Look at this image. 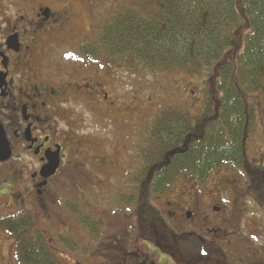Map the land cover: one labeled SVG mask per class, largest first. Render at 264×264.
<instances>
[{"label":"flooded vegetation","instance_id":"obj_1","mask_svg":"<svg viewBox=\"0 0 264 264\" xmlns=\"http://www.w3.org/2000/svg\"><path fill=\"white\" fill-rule=\"evenodd\" d=\"M54 1L0 0V131L4 133V137H0V149L4 155L0 160V221L9 217L24 218L27 228L14 238L39 239L46 252L61 263L63 260L65 264H85L88 258L98 257V246H93L98 238L92 237L89 228L82 224L81 215H94L98 223V211L93 214L70 209L75 220L68 216L74 226L73 230L66 228L75 231L80 240H86L95 250L94 253L74 238L71 243L65 236L56 238L49 225L56 223L52 218L51 187L59 180L73 185L96 186L99 179L110 182L115 175L126 170L124 185L131 181L136 162L134 118L126 114L124 108L114 106L106 89L111 84L114 92H117L113 84L116 69L121 68L130 76L132 73L128 59L97 61L78 54V45L86 40V35L83 31L77 32V26L83 8L87 13L85 18L91 24L93 15L87 7L92 0ZM98 2L100 5L104 3L103 0ZM56 5L59 7L55 10ZM67 37L70 39L66 40ZM117 60L125 65L115 68L112 64ZM103 62L106 65L101 64ZM205 99L206 90L198 114L204 111ZM98 117L102 120L100 126ZM262 117L261 110H258L257 133L253 135L255 137L245 139L240 169L222 168L209 177L217 175L224 179H219L224 181L222 188L208 196L210 200L223 204L221 208H214L215 215L221 216L217 219L206 215L202 209L205 203L195 197L193 206L189 204L184 209L175 204L169 213L178 228L198 229L197 226H201L214 237L211 240L201 235L200 239L215 243L216 235L223 230L227 232L224 227L230 222L231 213L223 209L225 205L220 197L222 193L229 194V187L233 188L229 182L238 181V194L246 207L252 201L264 206ZM106 137H116L113 152L116 151L118 166H115L111 149L106 152ZM56 158L59 160L56 173L46 176L44 169ZM125 190L124 187L112 192L110 198L114 200L117 194L125 193ZM169 206L174 204L169 203ZM109 212L117 216L122 214L127 220L130 217L118 209ZM6 213L10 214L6 216ZM39 222L51 229V235L40 227ZM186 222L193 224L187 227L184 225ZM101 223L103 225L102 220ZM238 225L237 231L227 232L235 240L229 238L227 245H224L223 251L229 260L223 264H264V210L245 209ZM244 231L246 236L240 240L245 244L243 247L241 244L237 246L235 242ZM126 233L127 237L117 236L119 246L115 253L103 254L104 258L116 264H167L139 249L137 260L132 258L135 254L131 250L134 240L129 231ZM61 239L65 241L59 243ZM0 264H12L8 252L5 256L0 255Z\"/></svg>","mask_w":264,"mask_h":264},{"label":"trees","instance_id":"obj_2","mask_svg":"<svg viewBox=\"0 0 264 264\" xmlns=\"http://www.w3.org/2000/svg\"><path fill=\"white\" fill-rule=\"evenodd\" d=\"M77 52L97 61L126 58L151 73L176 69L206 76L203 112L192 115L181 107L165 106L137 134L139 163L135 162L125 193L117 194L113 202L125 214L133 212L137 242L178 258L177 264L229 260L223 249L198 238L188 246L172 227L178 226L174 221L170 226L153 201L172 190L180 178L205 184L214 172L243 165L245 139L257 133L255 103H264V0H150L147 7L121 5L92 27ZM16 219L21 218L1 220L0 234L19 236L27 223ZM81 221L92 237L101 238L99 218L97 223L84 214ZM138 254L132 258L137 260ZM16 262L62 264L39 239L31 238L17 242Z\"/></svg>","mask_w":264,"mask_h":264},{"label":"rangeland","instance_id":"obj_3","mask_svg":"<svg viewBox=\"0 0 264 264\" xmlns=\"http://www.w3.org/2000/svg\"><path fill=\"white\" fill-rule=\"evenodd\" d=\"M56 1H58L57 3L64 2L63 0ZM103 2L104 3L100 5L98 0L89 1V7H87V9L90 8V13H92L93 15L91 24L90 21L86 20L85 18V15L87 14L86 11L84 10V8L82 9L80 20L81 22L79 21V24L77 26L78 28L76 27L77 32L83 31L84 34L87 35V33L92 29L93 26L97 25L99 22L101 24L104 21V18H107V12H113V9H116L121 5L147 7V4L148 2L150 3V0H103ZM105 2H108L109 4ZM99 5L101 6L100 17L98 13ZM58 7L59 6L56 5L54 6V9L56 10L58 9ZM153 13L154 12L150 10L149 14H152L150 16H153ZM78 34L81 35L82 33ZM85 35H83L82 37H84ZM65 39L69 40L70 37H67ZM101 64L106 65L104 62ZM112 65H114L115 68H118V66H124L125 63L117 60L114 61V64ZM128 65L130 67L132 76L127 75L121 68L116 69L117 71L115 72V75L113 73L112 74L114 77L113 84L115 85L117 92H114V86L111 84L108 85L106 91L109 93L110 100L114 102L115 107L120 106L124 108L126 114H129V116H132L134 118L135 137L141 133V130H144L146 126L150 124L154 116H156L159 110L165 106H178L185 109L192 115H196L199 113V104L201 103L203 94L206 90L204 85V81L206 79L205 75H203V77L190 75L184 72H180L176 69H169L164 73H151L146 67L142 66L141 64L135 63L133 60ZM106 81L108 83V80ZM255 104V110H261V113H263L264 103L258 100ZM263 120L264 117H262V121ZM101 121V118L98 117V126L102 124ZM106 138L108 149L106 150V152H109V150L111 149L110 151L114 153L113 160L115 161V166H118V157L115 153L116 151L113 152L115 150L113 144L115 141H117L116 137ZM134 156L136 157V155ZM126 175L127 170L124 173L115 175L110 182H108L107 179L101 178L98 180V185L91 187L69 184V182L65 180L56 181L51 187L53 202L52 218H54L56 223L49 224L53 233L55 234L54 236L56 238L59 235H62L63 237L65 236L67 237L68 243L74 238L76 241H80L82 243L81 245L86 246L88 249H91V252H95V250L91 248V245L88 244L86 240L82 241L80 240V238H78L75 231L72 232L66 229L69 228L70 230H73L72 227L74 226L72 223V219L75 220V216L71 212H69L70 209L73 210L74 206L75 208L76 206H80L79 209L83 212L89 211L93 212L94 214L95 211H98V218L103 222L101 238L99 240L97 239V242L93 244V246H98V257L88 258V261H84L85 264H116V262L110 259H106L102 255L115 253L116 248L119 246V244L116 243L117 236H119L120 238L127 237L126 232L128 231L131 237H133L132 239L134 240V242L132 241V244L134 245H132L133 247L131 248V250L137 252V250L139 249L141 251H144L145 253L151 254L155 259L166 261L167 264H177L176 260L178 258L175 259L166 256L152 244L137 242L135 231L136 223L134 221L135 217L133 215V212L131 214L128 213V215L130 216L128 220L124 218L122 214L121 216H117L115 213L111 214L109 212L110 210L118 209V207L115 206L113 200L110 198V195L112 192L123 190L124 187L127 186V184L124 185V183H126ZM213 176L214 178H212ZM213 176L209 178V181L206 185L197 184L194 183V180L185 178H180L178 181H176L172 190L168 191L164 196L154 199L153 201V204L158 210L160 216L170 226H172V219L174 218L170 217L169 213L173 211L175 204H178L182 208L184 207V209H186L189 204L193 206L194 199L196 197L198 200H201L205 203L204 207L202 206V209L206 211V215L209 214L218 219L221 215H215L214 208H221L223 204L210 200L208 196L209 193L214 194L216 193L218 188H222L221 184L224 181H220L219 179H224L217 175ZM100 180H105V182H101ZM229 184L233 187L232 189L231 187L228 188L230 191L229 194L222 193L220 194V197L224 202V205L227 207L226 208L224 206L223 209H225L227 213H231L230 222L226 227H224L227 232L231 233L238 230V223L239 221H241L242 212L245 209H251L254 211L264 210V206L258 205L257 202L252 201L248 204V207H246L242 202L240 194H238V181L229 182ZM169 203H173L174 206H169ZM211 207L213 208V211L211 210ZM194 210H196L195 207ZM120 211L125 213V211L123 210ZM179 213L181 215L182 212L180 211ZM9 214L10 213H6L5 215L8 216ZM68 215H70L72 219ZM38 220L40 221L39 217ZM179 220L181 219L179 218ZM34 222L35 220L33 221V223ZM38 224H40V222ZM192 224V222L184 223V225H186L187 227H190V225ZM41 225L43 224H40V227L51 235V229H49L47 225ZM172 227L174 228L175 232L181 236L182 240L188 244V246H194L195 238L200 239L201 235H204L211 240L214 237V235L207 234L205 228L201 226H197L198 229L185 227L178 228L176 226ZM208 228L212 229L211 226H209ZM227 232L223 230V232L216 235L218 236V238H216V241L214 242L217 244L212 243L211 241L209 242L215 245V247L218 246L223 249L224 245H227V241L229 238H231V241L235 240V238L233 236H229V233ZM240 235L241 236L239 237V240L237 239L235 244L237 246H240L241 244V247H243L245 243L244 241H241L240 238L246 236L245 231ZM20 238L21 237L13 238L6 234H0V255L2 254L5 256L8 252L12 264H16L15 245ZM61 241L64 242L65 240L61 239L59 240V243H61ZM60 249L64 251L63 248ZM62 263L65 264L63 260Z\"/></svg>","mask_w":264,"mask_h":264},{"label":"water","instance_id":"obj_4","mask_svg":"<svg viewBox=\"0 0 264 264\" xmlns=\"http://www.w3.org/2000/svg\"><path fill=\"white\" fill-rule=\"evenodd\" d=\"M0 137H4V133L0 131ZM3 150L0 149V160L2 159ZM59 167V160L58 158L52 159L50 164L44 169V172L46 173V176H52L56 173L57 169Z\"/></svg>","mask_w":264,"mask_h":264}]
</instances>
